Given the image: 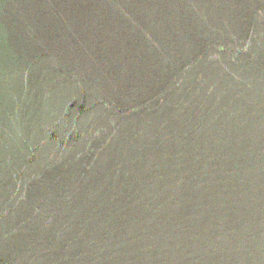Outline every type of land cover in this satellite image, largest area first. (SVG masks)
I'll return each mask as SVG.
<instances>
[{
    "label": "water",
    "instance_id": "water-1",
    "mask_svg": "<svg viewBox=\"0 0 264 264\" xmlns=\"http://www.w3.org/2000/svg\"><path fill=\"white\" fill-rule=\"evenodd\" d=\"M0 264H264V0H0Z\"/></svg>",
    "mask_w": 264,
    "mask_h": 264
}]
</instances>
